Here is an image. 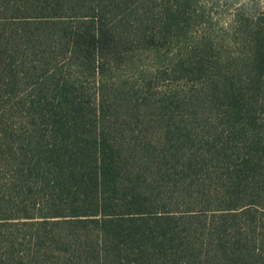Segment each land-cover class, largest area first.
I'll return each mask as SVG.
<instances>
[{"label":"trees","instance_id":"trees-1","mask_svg":"<svg viewBox=\"0 0 264 264\" xmlns=\"http://www.w3.org/2000/svg\"><path fill=\"white\" fill-rule=\"evenodd\" d=\"M202 1L0 0V264H264V5Z\"/></svg>","mask_w":264,"mask_h":264},{"label":"rangeland","instance_id":"rangeland-1","mask_svg":"<svg viewBox=\"0 0 264 264\" xmlns=\"http://www.w3.org/2000/svg\"><path fill=\"white\" fill-rule=\"evenodd\" d=\"M234 0H228L227 3L225 1L220 2V4L217 5L216 0H203L202 4L207 7V11L212 14L211 18H209L208 22L209 24H213L216 29H220L222 26L227 27L229 23V16L226 13L227 6ZM245 2H249V4L259 5L262 7L264 5V0H244ZM215 4V7H211V5ZM201 29V28H199Z\"/></svg>","mask_w":264,"mask_h":264}]
</instances>
